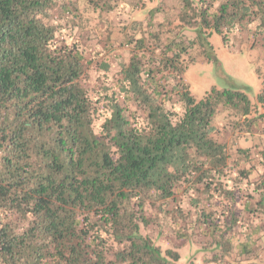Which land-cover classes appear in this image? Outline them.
<instances>
[{
	"label": "trees",
	"instance_id": "16d2710c",
	"mask_svg": "<svg viewBox=\"0 0 264 264\" xmlns=\"http://www.w3.org/2000/svg\"><path fill=\"white\" fill-rule=\"evenodd\" d=\"M179 2L195 39L159 46L149 31L158 8L145 29L132 21L96 133L101 95L82 85L83 51L57 40L66 28L54 17L58 0H0V264H178L141 234L145 205L157 227L200 234L203 264H264L253 249L264 225L249 223L264 224V179L248 181L253 162L264 178V144L229 148L213 125L219 107L249 116V99L211 88L197 100L183 79L196 46L218 66L212 33L226 45L247 30L264 46V0ZM256 98L264 106V87Z\"/></svg>",
	"mask_w": 264,
	"mask_h": 264
},
{
	"label": "rangeland",
	"instance_id": "374dc122",
	"mask_svg": "<svg viewBox=\"0 0 264 264\" xmlns=\"http://www.w3.org/2000/svg\"><path fill=\"white\" fill-rule=\"evenodd\" d=\"M103 1L58 0L60 9L54 12L57 22L66 24V28L58 34L57 40L75 44L84 53L85 74L82 85L92 97L101 95L97 121L94 124L96 133L99 132L104 119L109 116L107 102L103 97L106 91L115 89L120 66L122 63H127L129 58L130 47L125 45V40L128 36L135 35L131 27L132 21L141 23L142 29H145L147 13L151 9L158 8L153 29L149 31L158 33L157 36L162 44L156 42L159 46H164L163 44L174 35L181 36L185 41L195 39L193 27H185L179 20L181 15L179 0H107L105 3ZM192 1L196 3L198 0ZM217 5L218 2L215 3L214 8ZM233 34L228 36L226 45L215 33L208 38L214 49L218 66L213 62L205 61L196 46L190 53L195 62L187 66L183 75L190 93L197 100L202 99L211 88L243 92L249 99L251 105L249 116H237L223 107H219L215 116L213 122L217 129L215 138L232 149L234 142L240 147L264 144V117L254 121L255 117L264 115V106L260 105L256 98L264 87V46H261L260 42L253 41L247 30H239ZM103 64L107 65L108 70ZM243 134L246 137H243ZM251 165L253 168L248 181H256L253 184L256 185L259 178L264 179L260 177L262 169L255 162ZM241 187L245 189L246 185L243 183ZM171 204L169 203L168 207H171ZM180 205L185 212L190 211L192 216V211L186 203ZM155 213L153 207L145 205L144 216L148 224L147 226L141 224V234L151 239L162 252L165 250L176 252L179 255L178 264H203V259L208 254L205 253L204 244L199 240L200 234L193 233L190 239L185 240L182 234L178 233L183 230L179 227L182 224L170 229L165 228L167 225H163L162 228L157 227L154 223ZM260 219L257 217V220L253 218L254 222L248 221L254 224L253 226L262 227L264 224ZM183 225L187 226V224ZM187 233H191L189 228ZM253 249L259 256H264V238L261 235H258ZM231 262L233 263V256Z\"/></svg>",
	"mask_w": 264,
	"mask_h": 264
}]
</instances>
